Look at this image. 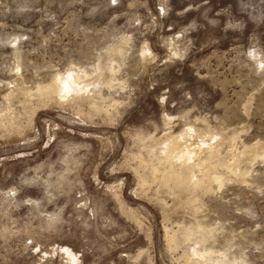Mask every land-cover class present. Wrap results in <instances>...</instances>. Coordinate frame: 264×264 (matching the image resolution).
I'll use <instances>...</instances> for the list:
<instances>
[{"label": "rangeland", "instance_id": "1", "mask_svg": "<svg viewBox=\"0 0 264 264\" xmlns=\"http://www.w3.org/2000/svg\"><path fill=\"white\" fill-rule=\"evenodd\" d=\"M173 137L220 187L163 182ZM203 248L264 264V0H0V264Z\"/></svg>", "mask_w": 264, "mask_h": 264}, {"label": "bare ground", "instance_id": "2", "mask_svg": "<svg viewBox=\"0 0 264 264\" xmlns=\"http://www.w3.org/2000/svg\"><path fill=\"white\" fill-rule=\"evenodd\" d=\"M110 71L115 72V68L113 66H111ZM83 73L84 74H82V75H84V77L88 76V73L85 70L83 71ZM81 77H82L81 75L77 74L76 79L79 81L81 79ZM93 81L91 80V81H88L87 83H85L86 87L95 82V81L94 82ZM76 85H77V83L74 81L73 77H67V78L59 77L54 82L48 84L46 86V88L49 90L54 89L55 90L54 96L58 100L64 101L68 98L69 94H71V92L73 91V89L75 88ZM78 85H79V83H78ZM80 85H81V83H80ZM91 86H93V85H91ZM79 89H82V87ZM87 89H89V88L87 87ZM162 154L163 155L160 157V160H167L171 163L170 169L165 170V172H163L161 175V179L164 180L163 182L167 183L170 180H172V181H174V184H177V186H179V187L194 189L197 187V183L195 182L196 180L200 181L201 183H205L207 181V179L210 180V178L213 177L214 180H217L219 182V187L222 185V181H221L220 177L217 175L211 176V174H208L207 172H205V177H203V176H197L193 173L196 170V168H198V169L199 168H205L207 165L211 164L210 163L211 157H214V156H213V154H208L209 156L206 159L204 158V160L201 158H196L195 156H197V153H196L195 146L191 143L190 144L185 143L184 138L179 139V137L178 138L173 137L170 141H168L166 143L165 150L162 152ZM174 161L181 162L182 173H180L178 170H176L172 166ZM158 170L159 169L157 167H153V173L155 175L158 173ZM190 230H192V228H190L188 231H190ZM185 231L186 230H184V232ZM192 233L194 234V232H192ZM196 234H197V232H196ZM167 235H168V237L171 238L168 230H167ZM188 235H189V233L185 234V237H188ZM173 238H174V236L172 237V239ZM196 252L197 253H193V254H191V252H190L188 254V257L186 258L187 264H227V262L222 259L223 256L225 255V253H224L225 251L221 252L220 255H216V257L214 256V250H212L211 248H203V250H201V251L196 250ZM193 257H196L195 261H194ZM219 257L221 259H219Z\"/></svg>", "mask_w": 264, "mask_h": 264}]
</instances>
